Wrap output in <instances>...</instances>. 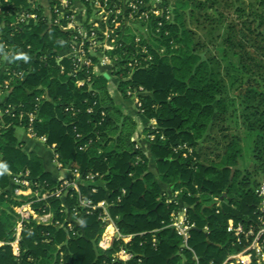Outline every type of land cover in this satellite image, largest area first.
Here are the masks:
<instances>
[{
	"label": "trees",
	"instance_id": "trees-1",
	"mask_svg": "<svg viewBox=\"0 0 264 264\" xmlns=\"http://www.w3.org/2000/svg\"><path fill=\"white\" fill-rule=\"evenodd\" d=\"M82 1L91 14L93 4ZM249 1L250 11L242 0H235L241 3L234 11L237 21L228 13L232 0H162L170 18L152 23L154 45L143 53L132 40L110 52L112 60L127 55L136 64L121 63L124 69L116 76L125 98L128 92L144 90L138 112L156 121L147 135L154 136L149 144L158 176L132 140L136 122L118 109L106 78L93 72L97 59L92 58L91 67L74 58L59 62L73 39L54 22L55 16L52 21L38 11L36 21L18 26L14 37L7 38L14 51L8 62L23 77L15 79L0 102V264H224L243 250L228 232L229 221L256 225L261 202L257 191L264 179V0ZM26 3L0 0L3 31L15 22L14 7ZM200 18L213 23L218 51L213 65L202 57L204 45L188 25L189 19ZM0 54H5L3 49ZM237 109L252 139L253 169L241 168L242 139L231 127ZM33 112V132L55 146L64 167L83 177L98 174L95 184L81 186V195L95 203L108 202L120 233L132 236L131 242L121 240L111 250H101L103 210L80 208L75 217L79 195L74 191L68 194L69 209L64 212L63 201L56 198L35 205L40 212H52L56 220H69L67 227L27 223L20 256H14L10 243L19 222L14 208L27 200L13 198V177L28 173L34 189L42 192L59 186L45 171L43 159L27 152L16 137L17 128L29 130ZM163 186L180 191L179 201L195 225L187 247L170 227L179 205L169 201ZM121 248L134 259L115 261L113 255Z\"/></svg>",
	"mask_w": 264,
	"mask_h": 264
},
{
	"label": "built area",
	"instance_id": "built-area-1",
	"mask_svg": "<svg viewBox=\"0 0 264 264\" xmlns=\"http://www.w3.org/2000/svg\"><path fill=\"white\" fill-rule=\"evenodd\" d=\"M8 1L10 0H5V2ZM48 1L50 2V16H48V18L52 20L55 16L54 22L61 25L63 30L72 35L73 44L71 47L79 51V55L77 58L75 57V59L80 65L87 67L92 66V58H97L100 54V50H103L104 59L102 62L104 65L105 63H110L109 61L111 59L108 55H105L106 52L118 47L128 46L125 44L126 41L124 42V39H126L124 35L127 33L126 22L128 20L141 19L144 23H147L148 20L156 18L162 19L164 16H166L167 19L170 18V14L168 10L163 7L161 0H89L93 6L87 21H80L79 18L76 17L77 11L73 7L75 0ZM80 1L83 3L82 0ZM15 17V22L12 23L8 31H3L5 25L0 27V51L3 49L5 52L4 55L0 54V102L16 85L15 79H21L23 77V73H16L8 62V56L14 51L12 46L7 43V38L14 37V33L18 30L19 25H28L31 21L37 20L36 13L30 14L25 11H17ZM89 50L90 54L88 53ZM93 52L95 54H91ZM113 62L116 61L114 60ZM134 64L131 61L129 66L132 67ZM93 72L97 75L99 74V67L97 65L93 66ZM78 84H80V82ZM141 95H144V90L142 88L139 89V92H128V97L134 101L137 110L141 108ZM8 112L9 110H7V113ZM0 113L1 116L2 110ZM35 119V112H33L30 114L31 127L29 128L33 138H37L32 128ZM149 139L153 140L154 136H150ZM52 148L55 150V146H52ZM54 159L61 171L70 173V176L63 175L59 177V186L54 190H46L45 192L39 189L35 190L33 187L34 183L28 178V173L15 176L12 179L14 186L12 192L13 198L18 200L25 198L27 200L25 203L14 208L19 216V222L15 228V240L10 243L13 248L14 256H20L22 232L27 223L35 222L37 225L45 227H67L69 220L67 222L56 220L52 212H47L46 210L40 212L35 208V205L56 198L63 201L61 212H64L65 208L69 209L66 202L68 194L74 191L79 195L77 201L78 205L73 208L75 217L78 215V209L80 208L88 211L103 210L100 219L104 224V229L98 241V247L101 250H111L114 243L121 240L127 243L131 242L132 236L124 237L120 233L115 220L110 215L108 202L102 201L95 203L93 199H86L81 195V186L95 184L98 174H89L83 177L78 170L64 167L59 161L56 152ZM96 191V189L93 190L94 193ZM123 193H125V191ZM179 194L180 193H177V195ZM257 194L261 202L260 215L256 225L246 227L242 223L229 221L228 232L234 235L238 244L243 245V250L230 257L224 264H253L254 262H256V264H264V179L260 184ZM70 197L73 198L74 195L71 194ZM178 205L180 206V204ZM170 227L183 239L184 247H187L190 233L195 229V225L190 223L187 210L184 206H181L179 211L173 214ZM68 229L72 230V225H68ZM3 245L4 243L0 242V246ZM113 258L115 261L128 263L134 259V254L121 248L113 255Z\"/></svg>",
	"mask_w": 264,
	"mask_h": 264
},
{
	"label": "crops",
	"instance_id": "crops-1",
	"mask_svg": "<svg viewBox=\"0 0 264 264\" xmlns=\"http://www.w3.org/2000/svg\"><path fill=\"white\" fill-rule=\"evenodd\" d=\"M73 7L77 11L76 17H78L80 21H87L90 15L89 9L86 7V5H84L80 0H75L73 3ZM14 10L20 12L25 11L30 14H34L38 11H43L46 16H50V2L48 0H27L26 5L14 7ZM230 18L232 17L230 16ZM78 52V49L74 50L71 46L69 48L64 49L61 54L62 58L59 60V62H61L64 58H77L79 55ZM88 53L90 54V50L88 51ZM99 55L101 57L96 58L97 63L95 64L99 67L98 75H103L104 77L105 75L109 76L108 79L105 77L108 81V92L114 100L118 109H120V111L124 115L131 116L136 122V129L133 134L132 140L136 142L137 148H140L143 153L149 158L150 171L156 176H158L156 160L151 154L149 139L147 135V129L154 127L156 125V121L145 119V117L138 112L134 101L130 98H125L124 95L120 92V81L116 76V73L118 71L117 62H113L114 60L110 59V63H105L103 65V50H100ZM105 55H109V53L106 52ZM79 85H83V82H80ZM16 137L21 143L24 144L25 150L27 152L35 153L43 159L45 171L50 173L56 180H59V177L63 175L70 176V173L66 171H61L58 168V165L56 164L54 159L55 150H53L52 146L47 145L44 137L33 138L31 136L30 131L24 127H19L16 129ZM152 164H155V166H152ZM245 169L246 168H243V170ZM97 185L104 187L105 184L98 182ZM163 191L167 194V197L169 198L170 202H177L178 204H180L179 209L181 206H183L181 201H179V195H177V193H180V191L174 192V190H172V187L167 188L166 186H163Z\"/></svg>",
	"mask_w": 264,
	"mask_h": 264
},
{
	"label": "rangeland",
	"instance_id": "rangeland-1",
	"mask_svg": "<svg viewBox=\"0 0 264 264\" xmlns=\"http://www.w3.org/2000/svg\"><path fill=\"white\" fill-rule=\"evenodd\" d=\"M232 1L234 2L233 3L234 7H233V9L228 11V13L232 17L231 19H236L238 21L237 14L234 11H235L237 6L241 5V3L235 4V0H232ZM170 2L174 3L173 0H170ZM242 2H243L244 7H246L247 10L250 11L251 9H250L249 5L252 4L253 1L242 0ZM209 13L213 14V10H210ZM156 19H158V18H156ZM156 19L148 20L147 23H144V21H142L141 19L128 20L126 22L127 33L124 35L126 37V39L123 38L124 42L126 41L125 44L130 45L132 40H136L137 46H142L143 47V53H146V48L149 46L151 47L155 43L153 41L154 37L151 33V26H152V23ZM188 25H189V27H191L192 29H194L196 31L197 36H198V42L204 45V50L201 52L202 57L204 59L210 61V63L213 65V55L218 54L217 53L218 51H216L215 46H213V23L205 22L204 19L200 18L199 22H196L195 20L189 19ZM218 33L222 34L223 29L220 31H216L215 35H217ZM127 38L129 40H127ZM143 44H145V45H143ZM111 51L112 50H110L107 53L110 54ZM91 54H95V53L93 52ZM98 57H101V56L98 55ZM108 57L110 58L109 55H108ZM130 60L131 59L127 55H125L123 57H121L119 55L116 56L115 61L117 62L118 71H121L122 69H124V67L121 65V63H123L125 61L131 62L132 60L131 61ZM228 94L230 95V97H235L234 93L232 91H230ZM235 102H236L235 105L237 106V104L239 103V100L235 99ZM231 109H233V107H231ZM232 111H234V110H232ZM233 114H234V116L231 119L232 130L236 135H239L242 139V148H243L244 155H243V158L241 159V168L242 169L243 168L253 169L255 167V164H254V161L252 159V152H251L252 139L248 137L246 131L242 128V126L239 122L240 120L237 118L239 115L238 109ZM152 166H155V164H152Z\"/></svg>",
	"mask_w": 264,
	"mask_h": 264
},
{
	"label": "water",
	"instance_id": "water-1",
	"mask_svg": "<svg viewBox=\"0 0 264 264\" xmlns=\"http://www.w3.org/2000/svg\"><path fill=\"white\" fill-rule=\"evenodd\" d=\"M105 77L108 79L109 78V76L108 75H105ZM196 229V228H195Z\"/></svg>",
	"mask_w": 264,
	"mask_h": 264
}]
</instances>
